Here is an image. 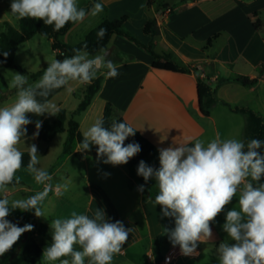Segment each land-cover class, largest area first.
<instances>
[{"label":"crops","instance_id":"0c3cea01","mask_svg":"<svg viewBox=\"0 0 264 264\" xmlns=\"http://www.w3.org/2000/svg\"><path fill=\"white\" fill-rule=\"evenodd\" d=\"M164 1L171 4V11L163 12L158 10L157 5L149 6L148 0H96L95 3L103 4V11L96 16L87 15L59 40L63 44L75 46L104 20L128 16L126 29L135 38L144 45H150L158 54H169L177 66L189 68L191 72L181 74L155 70L151 55L133 42L115 35L108 45L107 59L118 65L119 75L109 78L105 75L107 69L101 68L97 74L103 77L101 89L82 112H77V109L89 84L74 81L70 84L73 89L71 92L65 88L53 90L47 99L59 110L67 111L65 131L51 141H41L38 137L33 140L35 122L53 121L56 115L37 117L28 114L32 121L26 126L28 138L25 143L22 138L18 145L23 153H28V145L35 144L38 151L43 147L46 156L52 143L61 139L62 156L65 161L70 160L77 153L78 142H72L71 152L65 153L70 137L69 122H77L78 131L83 135L97 119L103 117L108 104L113 111V120L123 118L155 146L154 156L145 163L157 169L160 166L158 149L174 143L196 140L208 142L215 138L217 132L221 139L245 140L247 116L233 112L230 107L252 110L264 123V76H260L261 64L264 62V0ZM91 8L86 12H90ZM250 18L260 25V30L249 21ZM150 20H155L153 36L144 33ZM215 36L212 44L205 47ZM49 43L52 48V40ZM94 56L89 54V58ZM52 57L56 59L54 51ZM40 62L39 71L50 63ZM197 77L214 90L215 98L219 101L209 117L201 113ZM238 78H257L258 84L245 87L236 81ZM5 83L6 86L0 82V95L9 89L6 80ZM79 93L81 96L78 97ZM248 93L252 94V105L244 103L239 97L240 94ZM15 99L16 92L1 102L0 107L11 105ZM76 161L77 166L73 170L61 166L49 173L53 178L50 183L54 192L51 191L49 197H59L56 195V186L69 185L76 177L80 186H85L88 191L81 200L83 210L80 214L92 217L96 207L103 208L111 222L119 220L125 228L132 229L122 252L113 257L112 264H136L141 259H146L149 264H157L162 256L157 257L156 252L164 242L169 241L164 228H172L174 220L163 217L161 206L154 203L155 199L147 197V191L158 194L155 179L145 182L143 177L137 175V169L127 164L112 166L90 157ZM21 173L29 175L27 168H21L16 176ZM105 173L110 175L106 176ZM20 178V183L13 186L34 188L29 190L33 194L43 190L41 184L37 188L33 186L34 179L33 183H29L26 177ZM140 185H144L143 192L138 191ZM76 247L79 249V246ZM175 250L180 251L179 247ZM10 251L4 254V258ZM55 264L60 262L55 261Z\"/></svg>","mask_w":264,"mask_h":264},{"label":"clouds","instance_id":"9594fccd","mask_svg":"<svg viewBox=\"0 0 264 264\" xmlns=\"http://www.w3.org/2000/svg\"><path fill=\"white\" fill-rule=\"evenodd\" d=\"M102 3H95L90 12L78 6L77 0H12L11 13L17 19L42 20L44 25L59 31L68 22H82L87 15L96 16L103 11ZM107 30L100 28L98 39ZM87 45H84V49ZM74 55L48 63L42 77L29 83L25 74L13 73L9 87L16 90L15 101L0 107V191L21 178L16 176L23 166V152L18 145L27 137V125L32 123L28 114L37 117L45 114L55 116L59 108L47 98L53 90L65 88L71 92V82L91 84L98 78L101 68L105 75H119L118 65L107 59L108 50L100 48L99 54L89 58L82 49H73ZM9 53L3 52L7 58ZM2 63V62H0ZM43 121L35 122L38 137ZM126 122L113 120L105 127L103 118L97 119L83 133L76 145V152L87 153L97 146V160L112 166L125 165L141 151L138 143L125 145V140L136 134ZM29 162L27 170L43 190L27 198L9 200L0 198V256L10 251L22 234L32 231L33 225L23 227L7 219L12 211H34L36 217H45L42 203L52 191V176L39 168L38 148L27 146ZM264 141L221 139L217 132L208 142L174 143L158 149L159 168L141 160L137 175L147 182L155 179L158 194L154 203L161 206V215L174 220V228H164L173 247L179 246L183 256L199 255L198 243L207 242L213 235L211 224L224 211L234 197L238 196V208L226 212L223 231L228 240L222 241L216 253L219 264H264ZM105 175H110L105 173ZM67 183L56 186V195L66 191ZM144 191V185L138 186ZM46 218V217H45ZM51 244L43 250L42 259L60 264H112L113 257L122 252L128 240L130 228L122 221L111 222L103 208H97L92 217L72 211L68 218L51 221ZM229 241H232L231 243ZM79 246L80 250H77ZM70 257L71 259H68Z\"/></svg>","mask_w":264,"mask_h":264},{"label":"trees","instance_id":"16d2710c","mask_svg":"<svg viewBox=\"0 0 264 264\" xmlns=\"http://www.w3.org/2000/svg\"><path fill=\"white\" fill-rule=\"evenodd\" d=\"M96 0H92L91 3L87 8L88 11ZM148 5L153 6L157 5L158 10L166 11L170 10V3L165 2L164 0H148ZM129 20L128 16H123L118 19L104 20L101 24H99L96 28L91 30L89 34L85 37L83 41L75 46H69L63 44L59 39L61 36L66 34L74 25L75 23L68 22L64 27H62L59 31L54 30V26L44 25L42 20H34L31 18H24L19 20V27L15 28L10 23H4V30L0 33V69H14L21 74H25L32 82L38 81L42 75L44 70L47 68L45 67L43 70L38 71L34 74H29L27 70L23 67L18 65L15 62V58L17 55V51L19 47L25 43L33 39L36 35H40L42 37H46L52 40V50L56 53V59L62 60L64 58H68L73 56L75 53L73 49H82L86 50L90 55H96L99 53L100 48H108V45L113 36L117 35L123 37L131 42H133L137 47L142 48L145 52L153 58L152 67L155 70H162L168 71L172 73H190L191 70L189 68H183L177 66L173 61L169 54H158L152 50L150 45H144L141 43L135 36L130 33L126 29V23ZM254 26L257 30H260V25L255 22ZM155 27V20H150L145 28L144 33L146 35H154ZM100 28H105L107 30L106 35L103 39H98L97 32ZM216 38L213 37L210 39L205 47H208L212 44V41ZM87 45V48L84 49V45ZM7 51L9 53L8 57L5 58L3 56V52ZM260 76H264V62L261 64V71ZM198 79V95H199V103L201 113L205 117H209L211 110L219 103V101L215 98L214 90L207 85L205 82L202 81L200 77ZM238 83L245 87H253L258 84V79H248V78H238L236 79ZM0 82H2L5 86V79L3 74L0 72ZM103 82V77H98L95 79L91 84L87 86L85 91V96L81 104L79 105L77 112L85 111L89 105L91 104L92 100L96 96V94L101 89V85ZM16 92L15 89L3 91L0 95V103L3 102L8 98V96L12 93ZM233 112L242 113L247 116L248 123L247 128L245 131V137L248 141L251 139H259L264 141V123L262 118L257 115L252 110L247 108H240V107H230ZM112 108L111 105L108 104L105 107L103 120L105 122V127H109L113 121L112 119ZM68 120L67 111L60 109L57 113L55 120L49 121L46 120L42 123V127L39 130L38 139L41 141H51L53 140L58 134L63 133L65 131V125ZM118 122H126L123 118L116 119ZM127 123V122H126ZM128 124V123H127ZM131 126V125H130ZM132 127V126H131ZM69 142L65 146V153L71 152V144L74 141L79 142L82 140L83 135L78 131V123L74 120L69 122ZM136 142L140 145L141 151L135 155L133 158L129 160L127 165L137 169L138 164L141 160L144 162L151 159L155 154V146L148 141L145 137H143L138 131L134 136H130L125 140V145L129 143ZM264 151V148L261 149ZM23 166L22 168H27V164L29 162V155L28 153H23ZM75 157L77 159H84L86 157L90 158H97V146H92L91 151L87 153H75ZM264 182V178L262 181ZM16 183L13 182L10 185H15ZM157 194L147 191V197L155 199ZM47 227L42 225L39 235L46 241V242H38L36 240H30L25 244L22 249V258L26 264H43L42 263V254L43 250L46 246L51 244L52 236L48 234ZM18 242V241H17ZM17 244V243H16ZM13 245L12 249L16 246ZM77 248V247H76ZM77 250H79L77 248ZM68 259H71L68 257ZM6 262V258L0 261V264H4Z\"/></svg>","mask_w":264,"mask_h":264},{"label":"rangeland","instance_id":"374dc122","mask_svg":"<svg viewBox=\"0 0 264 264\" xmlns=\"http://www.w3.org/2000/svg\"><path fill=\"white\" fill-rule=\"evenodd\" d=\"M91 1L92 0H77V3L78 6L82 8V7H86V5L89 6ZM11 2L12 0H0V33L4 30V23L6 22L10 23L15 28L19 27V19H17L11 13V9H10ZM49 40L50 39L46 37L36 35L33 39L30 40V42L28 41L29 43L27 42L23 43L22 46L17 51L15 62L18 65L22 66L27 71H29V73H37L40 69L39 67H41L40 60L51 62L53 59H55L54 57H52L53 51L49 43ZM39 58L41 59L39 60ZM1 72L5 77L8 86H9V81L13 77V73H20L14 69H2ZM28 80L30 84L34 83L29 78ZM8 90H12V88L9 87ZM79 96H81V93H79L78 97ZM239 97L243 100L244 103H247L248 105H252L251 103L253 100L251 93L240 94ZM243 141L245 142V144H247L248 142L246 137L245 140L243 139ZM49 149L50 150L46 156H44L45 150L43 149V147L39 149L38 151L39 164L37 165L39 168H42L48 173H51V172H55L61 166H64V168L69 170H73L77 166L76 165L77 159L74 156H71L70 160L69 159H67L66 161L64 160V157L62 156L61 153L63 149V144L61 142V139H58L57 141L52 143ZM63 162L64 164L62 165ZM58 172H60V170H58ZM18 176L26 177L29 183H33L34 177L32 176L31 173H29V175H27V173H21L18 174ZM34 184L35 185L33 186H35L36 188L40 186L35 181V179H34ZM30 189L32 190L34 188H30ZM30 189L29 187H24L22 185L20 186L8 185L6 191H0V198L7 196L10 201L14 199L27 198L29 196L34 195L31 191H29ZM66 191H62L63 194L59 195V197L53 196L51 198L49 197L51 191L49 192L47 198L41 205L46 218L36 217L34 215V211L21 212L19 209H16L11 212V214L7 217V219L12 223L17 224L18 226L21 227H23L26 224H31L34 227L32 231L26 232L21 235L16 246L9 252V255L7 256L6 262L4 264H26L21 254L25 244L30 240H36L38 242H46L39 235V232L41 230V224L50 226L52 220L57 218H68L70 217L72 211H76L78 214L81 213V209L83 210L82 207L83 202L81 200H83L84 197L88 194V191L86 190L85 186L81 187L79 181L76 179V177H74L71 180L70 184L68 185ZM52 193L54 192L52 191ZM75 194H78L79 196L76 197ZM71 200L72 202H70ZM235 207L238 208V196L237 198H233L232 202L225 207L224 211H222L216 217V221L210 225L213 233L212 237L207 242L198 243L197 251L199 252V255L183 256L180 254L179 251L174 255L175 261L173 262V264H219L216 248H218L219 244L222 241L228 240L227 234L222 229V225L225 223L226 212ZM172 226H173L172 228H174L175 225ZM46 229L48 234L52 236V230L49 227H47ZM229 242L231 243L232 241ZM176 247H173L170 241H168L167 243L164 242V244L161 247H159V250L156 252L157 257L162 256L161 258H159V261L157 263H160L162 258L165 255L171 253ZM4 257L5 255L0 256V261L3 260ZM42 263L49 264V262L44 261L43 259H42ZM52 264H55V262H52ZM136 264H149V263L146 261V259H141Z\"/></svg>","mask_w":264,"mask_h":264},{"label":"built area","instance_id":"2783aa9c","mask_svg":"<svg viewBox=\"0 0 264 264\" xmlns=\"http://www.w3.org/2000/svg\"><path fill=\"white\" fill-rule=\"evenodd\" d=\"M249 21L254 24L253 18H250ZM175 253H177V250L174 249L171 253L165 255L162 258L161 262L157 264H173V262L175 261Z\"/></svg>","mask_w":264,"mask_h":264}]
</instances>
